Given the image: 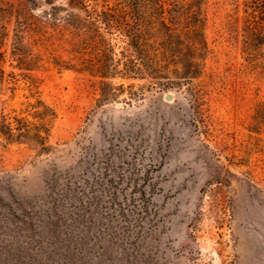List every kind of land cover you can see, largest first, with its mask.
Listing matches in <instances>:
<instances>
[{
    "label": "rangeland",
    "instance_id": "1",
    "mask_svg": "<svg viewBox=\"0 0 264 264\" xmlns=\"http://www.w3.org/2000/svg\"><path fill=\"white\" fill-rule=\"evenodd\" d=\"M242 1H208L204 75L179 87L92 76L79 69L81 58L98 63L93 49L71 50L50 27L22 29L57 118L47 153L0 136V264H264V71L241 55ZM12 29L1 49L17 79L13 98L0 96L10 115L36 96L12 68ZM109 41L112 75L124 43ZM53 172L64 175L49 193Z\"/></svg>",
    "mask_w": 264,
    "mask_h": 264
},
{
    "label": "trees",
    "instance_id": "2",
    "mask_svg": "<svg viewBox=\"0 0 264 264\" xmlns=\"http://www.w3.org/2000/svg\"><path fill=\"white\" fill-rule=\"evenodd\" d=\"M121 1L109 6L108 0H0V96L3 91H10L13 98L16 91V74L5 72V51L1 52L6 46L11 25L14 33L10 55L16 63L12 68L24 72L22 79L36 95H31L34 101L27 102L25 109L18 114H5L0 109V136L5 141L29 144L39 152L47 153L52 124L57 118L54 108L41 99L38 82L30 75L39 67V58L23 45L24 27L30 36L50 27L56 35L66 36L64 42L71 46V50L93 49L98 63L86 65L81 58L79 71H87L101 79L118 76L125 80H146L160 88L166 84L179 87L183 82L192 84L200 80L204 75L205 59L210 53L205 36L209 0ZM242 5L241 55L245 63L264 71V0H243ZM36 6L47 8L34 16L32 12ZM150 9L158 17L139 15ZM113 35L119 37L124 45L122 58L116 64L118 71L111 75L107 53L113 52L109 41ZM52 63L59 69L73 66L65 61ZM170 66L174 68L169 69ZM62 175L61 172H53L47 176L45 183L49 193L55 192ZM68 184L64 193L72 187L71 181ZM142 194V202L135 210L136 221L143 220L148 210L149 198L145 199ZM60 206V201H57L52 208Z\"/></svg>",
    "mask_w": 264,
    "mask_h": 264
},
{
    "label": "water",
    "instance_id": "3",
    "mask_svg": "<svg viewBox=\"0 0 264 264\" xmlns=\"http://www.w3.org/2000/svg\"><path fill=\"white\" fill-rule=\"evenodd\" d=\"M172 98H173V95H172L171 93H167V94L165 95V99L168 100V101H171Z\"/></svg>",
    "mask_w": 264,
    "mask_h": 264
},
{
    "label": "bare ground",
    "instance_id": "4",
    "mask_svg": "<svg viewBox=\"0 0 264 264\" xmlns=\"http://www.w3.org/2000/svg\"><path fill=\"white\" fill-rule=\"evenodd\" d=\"M172 101V100H171Z\"/></svg>",
    "mask_w": 264,
    "mask_h": 264
}]
</instances>
